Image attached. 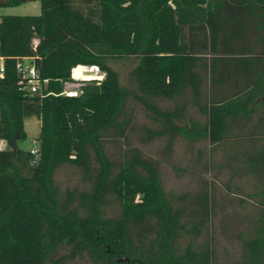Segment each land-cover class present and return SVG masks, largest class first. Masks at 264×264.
<instances>
[{"label": "trees", "instance_id": "obj_1", "mask_svg": "<svg viewBox=\"0 0 264 264\" xmlns=\"http://www.w3.org/2000/svg\"><path fill=\"white\" fill-rule=\"evenodd\" d=\"M39 3L38 13L0 16V140L8 145L0 147V264H66L76 257L95 264H214L205 236L207 181L176 201L168 196L159 159L127 140L136 103L155 122L143 126V140L164 137L166 154L178 137L231 140L232 176L251 177L247 195L256 200L232 264H264V134L236 131L239 117L251 119L264 104V0ZM131 55L137 62L122 85L110 61ZM24 56L45 79L33 92L16 69ZM89 65L102 78L78 95L62 93L71 70L84 77L83 70L95 69ZM165 100L172 105L163 106ZM31 116L40 120L35 161L18 146ZM122 137L126 145L114 156L107 143ZM62 165L78 169L88 186L62 189L54 177Z\"/></svg>", "mask_w": 264, "mask_h": 264}, {"label": "rangeland", "instance_id": "obj_2", "mask_svg": "<svg viewBox=\"0 0 264 264\" xmlns=\"http://www.w3.org/2000/svg\"><path fill=\"white\" fill-rule=\"evenodd\" d=\"M40 11L39 0H30L14 6H1L0 16L3 14H33ZM137 62V56L131 55L110 63L118 71L120 83L126 84L129 69ZM84 77L71 78L64 83L78 91L90 80L102 78L103 72L96 68L93 71L83 70ZM90 72V73H89ZM87 74L93 76L87 77ZM163 106H171L172 101H162ZM134 127L127 130L129 143L137 145L142 152L160 161L161 177L168 196L175 201L180 194H194L207 181L211 201V214L208 232L213 249L214 264H232L240 257V244L238 233L246 227L249 213L253 211V203L256 201L247 195L253 190L251 177L232 176V169L229 164L233 161L231 140L225 143H211L208 140L195 141L178 137L172 152L162 151L165 138H157L151 141H144L143 126H155L145 113L143 106L134 104ZM193 112V111H192ZM40 120L36 116L27 117L24 120V127L27 137L18 141V146L29 148L33 139H36L39 132ZM256 128V132L264 134V104L251 114V119L239 117L236 131L246 133L249 128ZM126 145L125 138H120L107 143V148L114 156L118 154L120 146ZM1 148H8L4 139L0 140ZM234 168L238 169L236 166ZM55 181L62 189L77 186L86 188L88 183L84 181L78 169L70 165L60 166L55 173ZM242 199V200H241ZM107 213H111V211ZM204 236V237H205ZM66 264H95L87 257H76Z\"/></svg>", "mask_w": 264, "mask_h": 264}, {"label": "built area", "instance_id": "obj_3", "mask_svg": "<svg viewBox=\"0 0 264 264\" xmlns=\"http://www.w3.org/2000/svg\"><path fill=\"white\" fill-rule=\"evenodd\" d=\"M83 66H87V65L83 64ZM89 66H92V67L94 66L98 68V66L96 65H89ZM16 69L21 76L20 82H22L24 87H26L32 92L36 91L40 87L42 81H45V79L42 80L40 78L37 68L32 62V57L30 56H24V57L18 58L16 61ZM3 73H4V64H3V61L0 60V76H2ZM71 77L74 79L80 78V77L73 76L72 70H71ZM62 93H65L66 95H78L80 91L67 85L63 88ZM29 150L33 154V161L37 160V158L39 157L37 139H33V142H31L30 144Z\"/></svg>", "mask_w": 264, "mask_h": 264}, {"label": "water", "instance_id": "obj_4", "mask_svg": "<svg viewBox=\"0 0 264 264\" xmlns=\"http://www.w3.org/2000/svg\"><path fill=\"white\" fill-rule=\"evenodd\" d=\"M117 260H126L129 262V258L128 257H118Z\"/></svg>", "mask_w": 264, "mask_h": 264}, {"label": "crops", "instance_id": "obj_5", "mask_svg": "<svg viewBox=\"0 0 264 264\" xmlns=\"http://www.w3.org/2000/svg\"><path fill=\"white\" fill-rule=\"evenodd\" d=\"M0 60H2V57L0 56Z\"/></svg>", "mask_w": 264, "mask_h": 264}]
</instances>
